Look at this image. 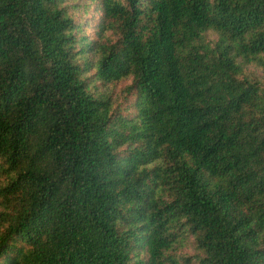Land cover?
<instances>
[{
	"label": "trees",
	"instance_id": "trees-1",
	"mask_svg": "<svg viewBox=\"0 0 264 264\" xmlns=\"http://www.w3.org/2000/svg\"><path fill=\"white\" fill-rule=\"evenodd\" d=\"M0 264H264V0H0Z\"/></svg>",
	"mask_w": 264,
	"mask_h": 264
}]
</instances>
